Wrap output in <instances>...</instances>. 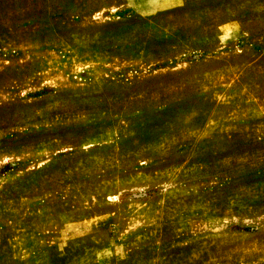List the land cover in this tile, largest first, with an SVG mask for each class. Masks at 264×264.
I'll return each instance as SVG.
<instances>
[{
  "label": "rangeland",
  "instance_id": "1",
  "mask_svg": "<svg viewBox=\"0 0 264 264\" xmlns=\"http://www.w3.org/2000/svg\"><path fill=\"white\" fill-rule=\"evenodd\" d=\"M140 2L0 0V264H264V0Z\"/></svg>",
  "mask_w": 264,
  "mask_h": 264
},
{
  "label": "crops",
  "instance_id": "2",
  "mask_svg": "<svg viewBox=\"0 0 264 264\" xmlns=\"http://www.w3.org/2000/svg\"><path fill=\"white\" fill-rule=\"evenodd\" d=\"M140 1L141 0H129V7L138 9V7L141 6V4H142V2H140ZM144 1H146V2L148 1V5H144V7H150V9H149V13H145L144 11H142V12H143L144 16H148V15H152L154 13H157V12H160L163 10H168V9L174 8L175 5L180 4L181 0H177V2L175 4L173 3L171 6H169V5L166 6L165 3L160 4V2H159L160 0H144ZM161 1L164 2V0H161ZM172 1L173 0H171V2ZM137 11H139V10H137ZM35 18H36V15L34 16V19ZM55 27L57 28V25ZM53 40H55V42H61L63 40V37L58 33V31H56L55 35L53 36ZM194 58L196 60L198 57L195 56Z\"/></svg>",
  "mask_w": 264,
  "mask_h": 264
}]
</instances>
